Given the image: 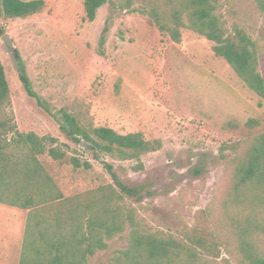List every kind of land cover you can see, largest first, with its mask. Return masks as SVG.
Instances as JSON below:
<instances>
[{
	"label": "rangeland",
	"instance_id": "obj_1",
	"mask_svg": "<svg viewBox=\"0 0 264 264\" xmlns=\"http://www.w3.org/2000/svg\"><path fill=\"white\" fill-rule=\"evenodd\" d=\"M44 1L45 9L27 18L0 15L16 49L13 54L0 35V63L18 130L56 138L69 157L91 162L90 170L75 169L40 156L65 197L112 184L102 165L69 142L55 119L28 96L19 79L23 63L35 92L53 112L65 109L87 128L108 127L122 135L142 133L147 140H162L160 151L142 157V171L132 170L135 161L106 160L126 183L151 184L154 196L137 205L141 216L153 230L178 235L183 225L195 224L222 187L221 146L264 131V101L215 55L212 42L190 30L181 31L178 44L144 16L117 9L105 55L99 56L110 5L89 23L84 0ZM222 6L229 26L238 23L253 38L263 30L255 0H222ZM260 71L264 74V62ZM252 120L258 125L248 126ZM196 168L203 170L201 176L194 175ZM128 237L127 232L110 241L90 264H105L115 252L127 249ZM224 260L234 264L226 254L220 264H227Z\"/></svg>",
	"mask_w": 264,
	"mask_h": 264
},
{
	"label": "trees",
	"instance_id": "obj_2",
	"mask_svg": "<svg viewBox=\"0 0 264 264\" xmlns=\"http://www.w3.org/2000/svg\"><path fill=\"white\" fill-rule=\"evenodd\" d=\"M255 1L264 21V0ZM107 4L111 10L98 41L99 56L105 55L115 11L139 14L175 43H181L183 29L205 37L214 44L215 55L264 101V28L253 38L238 23L229 26L222 0H84V20L94 22ZM45 7L44 0H0V15L23 19ZM5 33L0 24V35ZM19 79L65 138L90 153L112 180L82 195L64 196L40 156L75 169L90 170L92 164L69 157L56 138L18 130L0 63V204L28 211L19 264H90L110 241L127 232V249L115 252L105 264H220L224 254L234 264H264V131L221 146L224 177L214 202L198 213L194 225H183L178 235L167 234L153 230L137 206L154 196L151 184L126 183L106 160L135 161L132 170L142 171V157L160 151L162 140H147L142 133L122 135L108 127L87 128L75 114L51 110L35 92L23 63ZM202 171L193 173L201 176Z\"/></svg>",
	"mask_w": 264,
	"mask_h": 264
},
{
	"label": "crops",
	"instance_id": "obj_3",
	"mask_svg": "<svg viewBox=\"0 0 264 264\" xmlns=\"http://www.w3.org/2000/svg\"><path fill=\"white\" fill-rule=\"evenodd\" d=\"M2 205V206H1ZM28 211L0 204V254L3 264H19Z\"/></svg>",
	"mask_w": 264,
	"mask_h": 264
},
{
	"label": "water",
	"instance_id": "obj_4",
	"mask_svg": "<svg viewBox=\"0 0 264 264\" xmlns=\"http://www.w3.org/2000/svg\"><path fill=\"white\" fill-rule=\"evenodd\" d=\"M2 41L6 44V46L9 48V50L13 54H16V49H15V46H14V42H13L12 38L8 34H5V35L2 36Z\"/></svg>",
	"mask_w": 264,
	"mask_h": 264
}]
</instances>
